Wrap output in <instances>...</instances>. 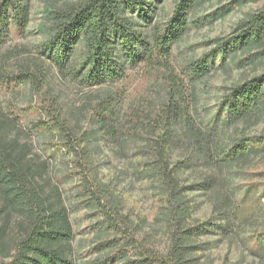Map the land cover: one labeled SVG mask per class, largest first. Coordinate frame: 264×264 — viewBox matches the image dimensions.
Returning a JSON list of instances; mask_svg holds the SVG:
<instances>
[{"label": "rangeland", "instance_id": "rangeland-1", "mask_svg": "<svg viewBox=\"0 0 264 264\" xmlns=\"http://www.w3.org/2000/svg\"><path fill=\"white\" fill-rule=\"evenodd\" d=\"M64 1L68 0H31L28 26L22 31L11 26L0 50V70L3 67L10 76L0 79V107L16 117L32 153L47 163L49 181L63 194L73 227V263H139L143 257L165 253L169 240L165 226L156 220L166 197L155 189L144 168L166 128L162 119L170 70L145 65L140 57L124 58L118 47L115 82L85 83L86 47L79 39L65 69L59 71L47 62L50 52L41 44L49 37L47 11ZM143 1V11L135 4L134 15L143 39L151 42L154 30L165 26L178 0ZM243 1L193 0L186 9V32L170 45L168 60H157L171 64L181 84L179 100L199 124L223 121L224 95L234 84L264 71V60L251 64L247 55L238 58L242 65L224 71L215 48L217 40L228 41L225 50L235 51L234 30L264 8V0ZM145 11L147 15L141 17ZM196 63L207 72L191 80L190 69ZM28 72L32 75L27 83L13 82L12 77ZM235 125L219 134L223 142L235 134ZM237 129L246 137H263L264 117L256 125L239 124ZM169 157L172 164L187 163L179 165L178 175L190 187L195 208L191 225L214 222L196 241L207 247L198 251L200 263L264 264V251L260 252L264 249V156L230 168L240 192L228 237L220 235L223 221L213 214L212 201L199 186L206 176L220 180L224 172L207 169L184 137L170 144Z\"/></svg>", "mask_w": 264, "mask_h": 264}, {"label": "trees", "instance_id": "trees-1", "mask_svg": "<svg viewBox=\"0 0 264 264\" xmlns=\"http://www.w3.org/2000/svg\"><path fill=\"white\" fill-rule=\"evenodd\" d=\"M30 1L0 0V50L9 37L11 26L19 31L28 26ZM192 1H176L170 19L161 30H154L151 42L143 39L137 29L139 20L134 15L135 4L143 11V0H68L52 4L46 13L49 37L41 45L43 50L50 52L46 53L47 62L54 63L59 71L64 70L76 44L82 39L86 47L83 63L88 64L83 71L85 83L115 82L119 73L118 47L124 58L140 57V62L145 65L170 70L162 119L166 128L149 151L152 158L144 168L155 189L166 197V205L156 220L165 226L169 240L165 253L143 257L133 264H201L198 251L207 248L196 241L213 227L214 222L191 225L195 208L189 196L190 187L182 184L178 175L179 165L187 163H171V143L184 137L207 169L214 167L224 172L220 180L206 176L199 186L212 201L213 214L223 221L224 225L219 227L220 235L225 237L233 231L237 214L235 199L240 192L233 184L231 167L246 164L254 156H264V136L246 137L237 129L239 124H245L246 128L256 125L264 117V71L234 84L222 100L225 119L207 126L197 123L183 107L179 100L182 98L181 84L171 70V64L157 63L159 58L168 60L170 45L186 32V9ZM146 15L145 11L140 16ZM233 36L236 49L230 53L224 47L228 41H216L218 46L215 48L221 54L220 64L224 71L231 65H242V59L238 58L243 55L248 56L251 64L263 61L264 8L241 21ZM1 71L4 75H0V79L7 80L10 76L5 75L6 69L2 67ZM206 72L207 68L196 63L188 78L195 80ZM31 75L19 73L12 80L16 84L27 83ZM100 124L105 128L104 123L100 121ZM233 124H236L235 134L223 142L219 134L228 131ZM178 125L180 130L177 131ZM31 148L16 117L6 114L0 107V263L74 264V235L69 210L59 187L49 181L47 163L33 154ZM131 262L124 261L125 264Z\"/></svg>", "mask_w": 264, "mask_h": 264}]
</instances>
